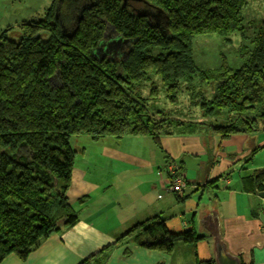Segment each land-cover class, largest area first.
<instances>
[{"label": "trees", "instance_id": "obj_1", "mask_svg": "<svg viewBox=\"0 0 264 264\" xmlns=\"http://www.w3.org/2000/svg\"><path fill=\"white\" fill-rule=\"evenodd\" d=\"M133 1L153 8L158 18L133 12L128 6ZM247 6L248 0H52L45 18L21 24L16 39L8 36L11 28L1 35L0 148L6 151L0 153V263L10 255L27 258L78 221L67 198L75 165L71 138L134 136L158 142L211 127L159 110L153 114L149 102H159L161 89L176 105L183 85H199L196 78L210 81L213 98L200 94L203 116L223 111L238 116L211 129L223 138L258 130L257 119L246 116L258 109L264 119V22L238 68L202 71L193 54L197 36H220L229 43L230 36L244 35ZM109 27L119 40L116 58L95 53ZM57 75L62 84L54 87ZM244 184L248 192L264 194V170ZM127 236L136 246L165 255L189 245L193 264H216L199 260L202 237L193 230L170 233L158 218L138 223ZM238 257L241 264H254Z\"/></svg>", "mask_w": 264, "mask_h": 264}, {"label": "crops", "instance_id": "obj_2", "mask_svg": "<svg viewBox=\"0 0 264 264\" xmlns=\"http://www.w3.org/2000/svg\"><path fill=\"white\" fill-rule=\"evenodd\" d=\"M252 3L264 0H248L244 19L255 16L263 22L264 12L255 14ZM210 126L158 142L73 137L75 165L67 198L78 221L52 234L27 258L10 255L0 264H82L92 257L90 264H193L189 245L165 255L132 243L129 231L154 218L173 234L193 230L203 238L197 245L199 260L213 261V237L204 224L214 214L229 251L247 263L264 264V194L248 192L244 184L264 170V131L223 138ZM170 166L185 178L182 194L171 190Z\"/></svg>", "mask_w": 264, "mask_h": 264}, {"label": "rangeland", "instance_id": "obj_3", "mask_svg": "<svg viewBox=\"0 0 264 264\" xmlns=\"http://www.w3.org/2000/svg\"><path fill=\"white\" fill-rule=\"evenodd\" d=\"M51 2L52 0H0V37L11 28L12 31L8 36L9 38L16 39L18 35H20L18 27L24 23L36 22L44 19ZM251 10L254 11L255 14L264 12V3H262V5L252 3ZM259 21L260 19H256L255 16L251 19L245 16L243 22L245 30L242 33L244 35L235 34L230 36L231 42L229 43H226L224 38L220 36H197L193 40V54L196 65L202 71L206 72H214L220 69L222 65H227L231 68L240 67L248 58V52H251L254 48V39L257 29L263 24L264 20L261 23H258ZM112 32L110 28L106 38L107 47H110L111 43L117 38ZM122 45L126 46L127 44L122 42ZM108 50L103 49L101 51V56H111L114 58L121 56L120 50L116 54L106 52ZM196 81L199 85L195 87L183 85V93L176 105H171L166 98H164V91L161 89L159 102H149L150 110L153 114L159 110L172 117L181 116L182 118L197 120L201 123L218 127H226L231 122H236L238 116L228 111H223L214 116H203L200 107V94L204 91L205 97L212 99L214 95V85L210 84V81L203 83L199 78H196ZM61 84L62 81L60 76L57 75L53 81V85L54 87H58ZM155 85H161L159 80H156ZM146 94H148V91H146ZM259 115L260 110L257 109L256 112L249 113L246 119H257L259 126L258 131H264V119L259 117ZM155 118L157 120L162 119L159 114H157ZM238 126L241 128L243 124L238 122ZM206 128L209 129V127ZM204 129L205 128H203L202 131H204ZM73 139L74 138H72V141L70 140L71 143ZM5 151L6 149L0 148V153Z\"/></svg>", "mask_w": 264, "mask_h": 264}, {"label": "water", "instance_id": "obj_4", "mask_svg": "<svg viewBox=\"0 0 264 264\" xmlns=\"http://www.w3.org/2000/svg\"><path fill=\"white\" fill-rule=\"evenodd\" d=\"M113 29L112 27H109ZM118 44L117 40L113 41ZM107 45V44H106ZM105 46V44H103ZM112 46V45H110ZM110 47L103 48L104 50L109 49ZM102 49V50H103ZM96 49V55L101 56V51ZM100 54V55H99ZM205 228L213 237V248H214V261L216 264H241V260L237 255L232 254L225 241L221 237L219 219L216 214L211 215L207 218L204 224Z\"/></svg>", "mask_w": 264, "mask_h": 264}, {"label": "flooded vegetation", "instance_id": "obj_5", "mask_svg": "<svg viewBox=\"0 0 264 264\" xmlns=\"http://www.w3.org/2000/svg\"><path fill=\"white\" fill-rule=\"evenodd\" d=\"M129 8L132 9L133 12H135L136 14L138 15H141V16H144V15H147V16H153L152 14H154V18H158V15L156 13H154V9L151 8L150 6H148L147 4L143 3L142 1H133L131 3L128 4ZM106 38H107V35H105V38L104 40L102 41V43L99 45V47L97 48L98 50H102L103 48H106L108 45H106ZM117 41L118 38H116ZM114 42L111 43V45L113 44ZM119 43V42H118ZM103 44H105V46H103ZM118 47V44H113V47L110 46L109 50L106 51L110 54H114L116 52V48L115 47ZM115 48V49H114ZM100 55V54H99Z\"/></svg>", "mask_w": 264, "mask_h": 264}, {"label": "built area", "instance_id": "obj_6", "mask_svg": "<svg viewBox=\"0 0 264 264\" xmlns=\"http://www.w3.org/2000/svg\"><path fill=\"white\" fill-rule=\"evenodd\" d=\"M169 173L172 176L171 190L175 193L182 194L186 186V181L184 177L179 175V168L170 166Z\"/></svg>", "mask_w": 264, "mask_h": 264}]
</instances>
